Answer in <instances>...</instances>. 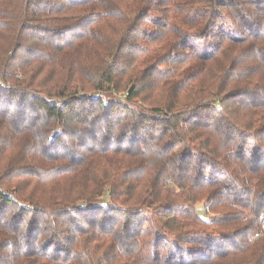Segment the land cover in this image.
Segmentation results:
<instances>
[{"label":"trees","instance_id":"16d2710c","mask_svg":"<svg viewBox=\"0 0 264 264\" xmlns=\"http://www.w3.org/2000/svg\"><path fill=\"white\" fill-rule=\"evenodd\" d=\"M0 264H264V0H0Z\"/></svg>","mask_w":264,"mask_h":264}]
</instances>
